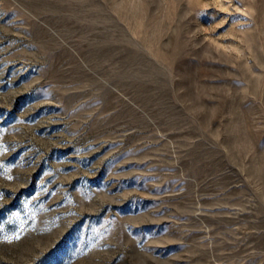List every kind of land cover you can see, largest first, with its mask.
I'll return each mask as SVG.
<instances>
[{
	"label": "rangeland",
	"instance_id": "1",
	"mask_svg": "<svg viewBox=\"0 0 264 264\" xmlns=\"http://www.w3.org/2000/svg\"><path fill=\"white\" fill-rule=\"evenodd\" d=\"M0 264H264V0H0Z\"/></svg>",
	"mask_w": 264,
	"mask_h": 264
}]
</instances>
